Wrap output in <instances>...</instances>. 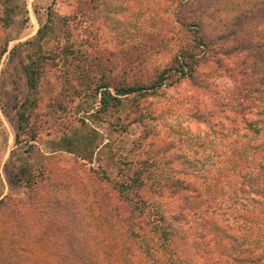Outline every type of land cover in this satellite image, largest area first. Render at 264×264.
I'll return each instance as SVG.
<instances>
[{
	"label": "trees",
	"instance_id": "1",
	"mask_svg": "<svg viewBox=\"0 0 264 264\" xmlns=\"http://www.w3.org/2000/svg\"><path fill=\"white\" fill-rule=\"evenodd\" d=\"M93 1L81 0L78 10L62 18L64 23H70V20L77 22L78 38H73V29L67 30L59 52H42L24 64L31 92H36L48 61H54V64L60 61L69 66L64 76L69 87H73L78 94L100 96V108L107 111L110 107L121 106L124 98L131 94H156L165 86L181 80L187 79L198 86L202 81L201 68L212 65L216 67L213 71L215 75H224L232 80L238 94L229 98L227 109L238 114L246 124L243 128L239 126L246 141L225 146V152L221 153L224 156L222 162L220 159L212 162L211 169L202 172L197 180L190 178L188 172L198 165V161L182 155L175 165L174 160L169 158V143L162 145L166 140L157 143L162 147L157 152L162 154L160 158L151 150L156 148L153 144L144 157L133 160L135 169L130 175L128 172L111 178L105 176L106 170L101 168L104 175H99L98 180L108 185L110 191L98 197V202L103 203L104 214L95 210L92 217L104 227L113 251L125 239L126 242L132 241L138 255L146 258L142 264H177L180 254L174 248L176 242L188 236L186 229L189 224L200 221L202 231L195 236L201 239L202 248L210 244V252L215 255L210 264L220 263L217 256L224 257L228 264H264V139L261 138V128L257 126L258 122L264 121V117H248L253 110L264 111V35L256 29L252 31L253 18L247 13L234 14L228 22L223 21L218 16L223 9V0H171L173 4L176 1L175 5L172 4L166 11L175 18L173 27L164 31L151 25L153 29L143 32L141 42H135L129 49L121 51V55L126 57L124 64H116L120 56L113 52L109 65L104 59H110L102 53L96 54L91 42L84 38L89 27L79 30V25L88 22L87 17L90 19L89 10ZM6 10L12 11V8H5L0 15V63L14 39L7 32L13 19L9 13L6 14ZM50 16L49 19H52V14ZM49 19L41 25L37 36L25 43L39 45L48 33ZM23 44L13 48V52L11 50V58L20 54L19 47ZM166 47H170L172 52L170 60L167 64H158L154 54H160ZM132 50L140 53L134 54L136 52ZM233 58L237 61L227 65L226 60ZM135 63L144 64L138 76L133 72ZM194 117L211 124L214 113L197 108ZM17 118V128H24L28 115L19 111ZM21 133L17 130V142L22 141ZM35 137L37 134L33 133L31 139ZM209 142L202 141L199 147L208 143L209 148ZM19 169L23 175L28 174L26 166ZM47 179L45 170H40L37 175L30 174L27 182L31 190L27 199L10 195L0 198V222L6 225L5 236L0 240V264H51L33 257L21 248L19 242L36 243L44 240L51 231H59V227L53 224L56 217H70L71 221L66 222V232L77 238L76 245L79 247L81 242L85 244L82 235L94 229L88 223L89 215L84 210L74 211L72 215L58 210L56 201L60 199L55 196L58 192L48 189L49 196L40 192L39 184ZM74 181L66 179L70 186ZM227 187L228 198L224 197L214 205L220 195L226 194ZM147 189L157 190L159 197H172L177 202L176 210L170 211L153 203L146 194ZM62 200L65 201V197ZM224 202L230 203L228 207L231 210L230 217L225 221L217 215L219 204ZM104 205H107V210ZM53 243L46 244L60 264H118L113 256H107L108 251L102 248L103 242L94 244L103 256L101 262L86 253L84 248H89L88 244L82 246L84 256H66L61 243L54 239Z\"/></svg>",
	"mask_w": 264,
	"mask_h": 264
},
{
	"label": "rangeland",
	"instance_id": "2",
	"mask_svg": "<svg viewBox=\"0 0 264 264\" xmlns=\"http://www.w3.org/2000/svg\"><path fill=\"white\" fill-rule=\"evenodd\" d=\"M79 2L81 0H0V15H3L5 8H12V11L6 10V14L9 13L13 19L7 32L14 38L10 43V50L0 63V198L10 195L27 199L31 190L27 182L30 174L37 175L40 170H45L48 179L39 184L40 192L45 196L51 194L48 189L58 192L55 194L60 199L56 201L58 210L72 215L74 211L82 209L89 215L88 223L94 229L88 231L87 235H82L85 244L89 245V248H84L86 253L101 262L103 256L94 244L103 242L102 248L108 251L107 256H113L118 264H142L146 258L138 255L132 241L122 240L115 247V253L112 243L105 236L104 227L92 217L93 211H103V203L98 202V197L110 191L108 185L99 182L98 176L105 174L117 178L128 172L130 175L135 169L133 160L144 157L146 150L153 144H156V148L151 150L159 152L162 150L161 145L158 146L159 142L166 140L162 145L169 143V158L174 160L175 165L182 155L198 161V165L191 167L188 172L190 178L197 180L202 172L211 169L212 162L219 159L222 162L224 156L221 153L225 152V146L246 141L239 127L243 128L246 124H243L238 114L227 109L229 98L238 94L232 80L224 75H215L213 71L216 67L212 65L201 68L202 81L198 86L187 79L181 80L165 86L156 94H131L124 98L121 106L110 107L107 111L100 108V96L94 93L78 94L73 87H69L64 77L69 66L60 61L56 64L48 61L39 78L36 92H31L24 64H28L30 58H36L42 52H59L67 30L73 29L74 39L79 37L77 22L70 20V23H64L62 19L78 10ZM175 2L94 0L91 3L93 7L89 10L90 19L87 17V22L84 18L86 22L82 21L84 23L79 25V30L89 27L84 38L91 42L96 54L102 53L105 58L110 59H104L105 62L111 65L114 57L112 53L116 52L120 56L116 64H124L126 57L121 55V51L129 49L135 42H141L144 31L153 28L166 31L173 27L175 18L166 9L175 5ZM222 8L218 16L223 21L228 22L234 14L247 13L248 17L253 18V26H250L252 31L256 29L264 35V0H223ZM51 14L52 19H49ZM48 19V33L39 45L25 43L37 36L39 28ZM212 23L215 24L216 21L212 20ZM22 43L24 44L19 47L20 54L11 58V50ZM169 48L166 47L160 54H154L158 64L169 62L172 54ZM132 51L136 52L134 54L140 53ZM236 61L237 58H233L226 60V63L231 65ZM135 64L133 72L138 76L144 64ZM197 108L214 113L211 124L194 117ZM19 111H24L28 120L24 123V128L18 129ZM256 116L264 117V111L253 110L248 115L249 118ZM257 126L261 128V138L264 139V121L258 122ZM17 130L22 132L20 142L16 141ZM33 133L37 134L35 139H31ZM26 139L31 140L27 142ZM202 141H210L209 148L208 143L199 147ZM219 153L221 156L217 158ZM161 155L159 153L158 158ZM20 166H26L28 174L20 173ZM101 168L106 170L104 174ZM42 176L43 174L39 178ZM70 178L75 180L71 186L66 183V179ZM48 186L52 187L47 188ZM225 191L226 194L220 195L213 202L214 205L222 198H228V187ZM146 194L153 203L170 211L177 208V202L172 197H159L155 189H147ZM63 197L65 201L62 200ZM247 197L248 195L245 196ZM219 205L217 215L220 220L225 221L231 214L228 207L230 203ZM104 208L107 210V205ZM65 216L66 218L59 216L54 219L53 224L59 227V231L47 234L44 239L46 242L20 241L21 248L37 259L60 264L55 253L47 246L49 243L53 245L54 239L61 243L62 252L66 256H84L85 251L81 249L85 244L81 242L80 247L77 246V238L66 232V222L71 220ZM5 230L6 225L0 222V240L4 238ZM201 231L200 221L188 225V236L179 238L174 246L180 254L177 264H210L214 260L210 244L202 248L199 242L201 239L198 240L195 236ZM217 257L220 258V263L217 264H228L224 257Z\"/></svg>",
	"mask_w": 264,
	"mask_h": 264
}]
</instances>
